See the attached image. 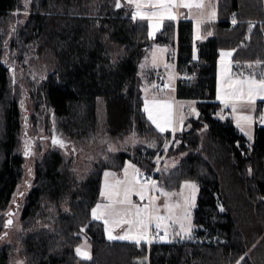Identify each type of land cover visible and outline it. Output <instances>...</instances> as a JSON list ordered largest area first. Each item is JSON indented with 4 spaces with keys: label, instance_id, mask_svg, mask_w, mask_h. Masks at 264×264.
Instances as JSON below:
<instances>
[{
    "label": "trees",
    "instance_id": "obj_1",
    "mask_svg": "<svg viewBox=\"0 0 264 264\" xmlns=\"http://www.w3.org/2000/svg\"><path fill=\"white\" fill-rule=\"evenodd\" d=\"M119 2L120 7L117 0H0V264H9L13 249L3 239L4 211L27 161L20 150L23 77L15 64L30 43L35 59L50 68L35 95L63 132L77 139L133 132L157 141L106 150L88 169L77 170L80 181L75 157L51 144L41 150L38 142L25 171L31 186L19 215L20 264H137L144 257L148 264H264V125L248 141L216 98L219 48L264 66V0H215L217 19L203 23L202 31L210 34L197 41L195 59L191 20L165 19L151 38L147 20L133 18V9ZM232 15L236 22L230 25ZM175 41V96L195 99L197 113L185 117L180 131L161 132L144 110L139 64L152 42ZM165 149L175 161L165 176L154 177L165 184L198 182L193 233L148 243L106 238L103 222L91 216L104 171H119L129 160L152 172ZM45 199L65 207L47 213ZM38 219L41 225L32 228ZM84 236L90 259L75 251Z\"/></svg>",
    "mask_w": 264,
    "mask_h": 264
},
{
    "label": "rangeland",
    "instance_id": "obj_2",
    "mask_svg": "<svg viewBox=\"0 0 264 264\" xmlns=\"http://www.w3.org/2000/svg\"><path fill=\"white\" fill-rule=\"evenodd\" d=\"M123 1L143 15V18L147 20V24H149L150 27H152L154 23L159 22L156 21L158 17L161 18L173 14H175V16L191 17L193 20L194 52L195 57H197L196 43L202 35L204 23L201 18H205V15L212 14L213 10L210 8V2L208 0H202L204 6L201 8L183 6V4L194 5L195 3L201 2V0ZM28 2L31 3V0H28ZM145 16H151L153 20H149ZM232 17L235 16L232 15ZM156 34L157 31L149 36L154 38ZM169 50H172L169 43L152 42L141 59L139 69H141V71L144 70L142 76V91L143 97L147 99L144 108L147 107L148 109L149 104L152 106L154 100L159 102V99L171 98L174 66L172 59L168 57ZM222 52L228 53L230 52V48H222L220 51L216 77V97L221 103L222 109L228 111V115L234 118L233 121H235L236 125L242 130V133L248 139H251L255 132V122L264 125V110H260L261 107H257L256 105L257 102L264 100L261 98L264 97V92L255 90L258 88L259 80L264 78V66L255 62L236 60L234 59L233 52H231V56H222ZM151 62L157 64L156 70L158 72H154V79L149 81L147 79L151 76V73L147 71V69H149L148 63ZM15 69L18 73L17 75L23 77V89L18 93V101L21 104L20 120L22 122L20 150L26 156L27 161L24 164V174L21 181L16 186L12 199L4 211L3 216L4 220L12 221L9 227H7L8 230L6 235L3 237L5 242L13 246L9 264H20L23 262L18 240V235L23 229L19 215L23 194L31 186L28 185V183L31 182L30 175L28 172L25 173V171H27L34 160V156L38 151V142H40L41 150L51 144L52 130L58 141V143H53V146L59 147L65 156H73L76 158V181L82 179L77 170L85 171L88 169L94 161L106 154V150L128 148L140 142L152 144L157 141L153 138L139 137L133 132L118 138L100 135L99 133L80 139L69 136L60 129L55 116L51 112L49 113L44 102L36 96L37 93L35 95L41 80L45 78L50 68L41 60L35 59L33 43L28 44V48L22 57L17 59ZM159 73L167 83L166 88H162L161 86H159L161 87L159 88L157 86L156 79L157 76H160ZM252 78L257 81V85L250 84ZM250 86L254 89L251 102L249 101L248 95ZM241 90L243 94H241ZM161 105L162 103H159L157 107H161ZM167 107L169 108V114L160 116L166 119L159 122H157L156 119L157 115L152 113L150 109L146 112L148 117L149 114H151L155 120V123L151 122L153 120L150 121L155 128H157V124H159L161 127H164L165 130H171L173 133V122H178L181 111L184 110L187 111V114H194L193 102L180 101L175 104L167 102ZM244 117H248V119L245 120ZM170 118L172 125L169 121ZM59 139L69 142H66L64 147H61ZM171 142L172 139H168V145ZM103 143H107L106 146H101ZM174 161L175 157L167 156L165 149L162 155L157 158L156 167L151 173H158L159 175L165 176L168 168ZM121 169V175L118 178L119 181L114 184L115 186L112 191L105 194L109 201H111V204H105V202L99 201L95 205L96 208L99 204L103 207L101 210L106 212L100 220L104 224V231L107 236L111 234L112 236L118 237L127 234L130 238L125 240L136 242V240L139 239V243H148L156 238L151 231L157 228V224H159V228L157 229L164 233V237H161V239H181L191 236L193 233L192 212L198 195V182L196 180L184 179L179 182H169L170 184L166 183L167 186L164 183L166 181L165 179L154 177L150 184L144 182L139 176H134V171L141 173L143 170L137 168L131 161L127 160ZM110 170L107 169L104 173L107 171L108 174L113 173V170ZM103 177L106 178L107 176L103 174ZM104 178H102V182ZM153 182H155V188L153 187ZM187 184H194L196 187L193 189L187 187ZM161 190L171 195H161ZM141 194L144 196L143 200L140 199ZM126 197L127 200H125ZM120 201H125V203H120L118 206L117 203ZM64 207L65 204L62 201L58 204L52 203L47 199L42 201V209L47 213H57L64 209ZM109 207H111V209H109ZM137 208L142 210L139 216L136 214ZM105 220L108 221L107 224H105ZM125 221H129L130 223H125ZM138 221H142V223ZM41 223L42 219H38L31 227L36 228L41 225ZM189 227L191 228L190 234L186 231ZM106 228L108 231H106ZM85 246L89 247L91 244L84 236L82 243H80L78 247L82 248ZM146 258L147 257L140 258L137 264L146 263Z\"/></svg>",
    "mask_w": 264,
    "mask_h": 264
},
{
    "label": "crops",
    "instance_id": "obj_3",
    "mask_svg": "<svg viewBox=\"0 0 264 264\" xmlns=\"http://www.w3.org/2000/svg\"><path fill=\"white\" fill-rule=\"evenodd\" d=\"M209 2H210V8H212L213 10H212V14H210V15H205V18H201V19H203V21L204 22H206V21H213V20H216L217 18V12H216V5H215V0H208ZM126 3V2H125ZM128 6H130L132 9H133V15L135 16V17H137V18H143L144 16L143 15H141L135 8H133L131 5H129L128 3H126ZM172 17H174L173 18V20L175 21V22H178L179 20H181V19H188V20H191L192 22H193V20H192V18L191 17H189V16H185V17H183V16H180V15H178V16H175V14H173V15H171ZM145 17H147L149 20H153V18H151V16H145ZM169 16H163V17H161V18H159L158 17V19H156V21H159L158 23H154L153 24V26L152 27H150V25L148 24V35H150V33H151V35H153L156 31L158 32L161 28H162V26H163V22H164V20L165 19H169L168 18ZM230 19V18H229ZM228 19V20H229ZM236 22V21H235ZM210 34V32L208 31V32H203L202 31V35H201V37L199 38V40H203L204 38H206L208 35ZM150 35V36H151ZM192 35H193V23H192ZM149 36V37H150ZM176 37H177V35H176ZM198 40V41H199ZM170 45H171V49L172 50H169V52H168V57L170 58V59H172V61H173V68H174V71H173V78H172V84H171V87H172V92H171V98H167V99H159L158 101L159 102H157V100H154L153 101V105L151 106L150 104L148 105V109H150V111H152V113H154L155 115H157V122H159V121H162V120H165L166 118L165 117H163V118H161L160 116H164V115H166V114H169V108L167 107V102L168 103H170V104H175L176 102H180V101H184V102H193L194 103V114H187V111H181V113H180V119L178 120V122L177 123H174L173 122V125H172V123H171V118H170V123H171V125H172V129H173V133L175 132V131H180L181 129H183L184 127H185V124H184V119H185V117L187 116V115H196V113H197V105H196V100L195 99H185V98H177L176 96H175V82H176V78H177V71H176V59H175V57H176V48H177V43H176V41L173 43V44H171V43H169ZM197 45V44H196ZM222 50V48H219V51H218V58H217V61H216V77H217V67H218V62H219V56H220V51ZM230 52H233V49H231L230 48ZM146 53V52H145ZM194 54H195V52H194V45L192 46V56H194ZM197 55H198V51H197ZM163 57H164V54H163ZM141 62V61H140ZM148 67H149V69H147V71H149L150 73H152L151 75H152V77H154V74L155 73H157L158 71L156 70V67H157V64H155V63H148ZM144 70H142L141 71V69H139V72H140V74H141V76H143V74H144V72H143ZM155 72V73H154ZM160 74V73H159ZM157 86L159 87L160 85H159V83L161 82V81H165V79L164 78H162V76H161V74H160V76H157ZM159 88H161V87H159ZM162 88H166V87H162ZM217 88V87H216ZM166 97V96H165ZM217 98V97H216ZM172 99V100H171ZM147 101V99L146 98H144V104H145V102ZM262 102H264V100H261L260 102H257L258 104H256L257 105V107L258 106H260L261 107V109L260 110H264V107H262L261 106V103ZM161 104L162 103V105H161V107H157V104ZM195 106H196V110H195ZM144 110H145V108H144ZM166 110H167V112H166ZM147 111H145V113H146ZM229 113H228V111H225V115H228ZM146 115H147V113H146ZM148 117V116H147ZM148 119H149V117H148ZM233 120H234V118H232ZM150 120V119H149ZM151 121V120H150ZM152 123H153V121H151ZM234 123H235V121H234ZM256 123L257 122H255V129H256ZM235 125H236V123H235ZM236 127L239 129V131L240 132H242V130H240V128L236 125ZM164 128V127H163ZM158 129V128H157ZM159 130V129H158ZM164 131H166V130H164ZM171 131V130H170ZM245 136V135H244ZM246 137V136H245ZM247 138V137H246ZM252 139H253V137L251 138V139H248L247 138V140L248 141H252ZM126 163V162H125ZM133 168V167H132ZM110 170V169H109ZM122 170V169H121ZM121 170H119V171H115V170H113V173H111V174H108L107 175V177L106 178H104L103 179V184L101 183V186H100V198H99V200L94 204V206L91 208V216L93 217V212H92V210L95 208V205L100 201V202H105V204H111V201H109V199L106 197V195L105 194H108L110 191H112L113 190V188H114V184L115 183H117L118 181H119V177H120V175H121ZM111 171V170H110ZM108 172V171H107ZM107 172H105V173H107ZM135 172L136 171H134V176H136L135 175ZM105 173H103V174H105ZM106 176V175H105ZM153 180V179H152ZM146 183H148V182H146ZM150 184H151V182H150ZM104 193V195H101V193ZM101 197H103V198H101ZM102 199V200H101ZM125 203V202H124ZM117 205L119 206L120 205V202H118L117 203ZM101 209H103V207H100L99 209H97V215H101V213H103V215H105V213L106 212H103ZM109 209H111V207H109ZM110 213V212H109ZM102 215V216H103ZM102 216H101V218L100 219H102ZM120 228H121V226H120ZM162 232V231H161ZM105 237L106 238H108V236L106 235V232H105ZM164 237V236H163ZM113 240H119V239H113ZM82 243V242H81ZM79 245V244H78ZM78 245L76 246V248H75V251H76V249L77 248H79L78 247ZM81 249V252L83 253V252H87L88 253V255L91 257V246H89V247H82V248H80ZM76 254H77V252H76ZM78 255V254H77ZM80 258H82V259H84L83 258V256L82 255H78ZM145 260H147L146 261V263H144V264H148V258H146ZM138 261H139V259H138Z\"/></svg>",
    "mask_w": 264,
    "mask_h": 264
},
{
    "label": "snow or ice",
    "instance_id": "obj_4",
    "mask_svg": "<svg viewBox=\"0 0 264 264\" xmlns=\"http://www.w3.org/2000/svg\"><path fill=\"white\" fill-rule=\"evenodd\" d=\"M116 6H117V7H120V2H119V0H117V4H116ZM183 6H184V7H193V6H195L196 8H201V7H203L204 5H203V2H202V0H201V2L195 3L194 5H193V4H183ZM133 18H135V16H134ZM168 18H169V19H173L174 17L169 16ZM233 22L235 23V21H233ZM150 35H151V33H150ZM221 55H222V56H224V55L231 56L232 53H231V52H228V53H223V52H222ZM193 58H194V59L196 58V57H195V54H194ZM257 63H259V61H257ZM249 66H250V65H249ZM250 84H251V85H257V81H256L254 78H252L251 81H250ZM255 90L260 91V92H264V78H261V79L259 80V82H258V88L255 89ZM253 91H254L253 87L250 86L249 89H248V95H249V101H250V102L252 101V94H253ZM241 94H243L242 90H241ZM261 98L264 99V97H261ZM145 111H148L147 107L145 108ZM149 119H150V120H153V123H155V120L153 119V117L151 116V114H149ZM244 119L247 120L248 117H244ZM157 128H158L161 132H163V131L165 130V129H164L163 127H161L159 124H157ZM53 143H54V144H55V143H58V141L55 140V139H53ZM61 146H63L62 142H61ZM26 155H27V153H26ZM105 175L107 176L108 173H105ZM186 186H187V187H190V188H193V189H195V187H196V185H194V184H187ZM153 187L155 188V182H153ZM21 195H22V193H21ZM101 195H104V193L102 192ZM161 195L169 196V195H171V194H170V193H167V192H163V191L161 190ZM140 199H141V200L144 199V196H143L142 194L140 195ZM154 199H155V198H154ZM125 200H127V197L125 198ZM124 202H125V201H120V203H124ZM100 207H101V206L98 204L97 207L94 208V209L92 210V212H93V218H94V219H100L101 216L103 215V213H101V215H97V209H99ZM141 211H142L141 209L137 208V211H136L137 216H139V214H140ZM117 214H119V213H117ZM10 215H11V214H10ZM160 219H162V218H160ZM138 222L142 223V221H138ZM11 223H12L11 220L7 221V223L5 224V227H8ZM107 223H108V221L105 220V224H107ZM125 223H130V222H129V221H125ZM157 228H159V224H157ZM106 231H108L107 228H106ZM186 231H187L188 234H190L191 228L189 227V229H187ZM129 238H130V237H129L127 234H125V235H121V236H118V237H117V236H112L111 234L108 235V239H110V240H113V239L125 240V239H129ZM136 242L139 243L140 240L137 239ZM76 252H77L78 255H82L84 259H90V256L88 255V253H87V252H83V253H82L80 248H77V249H76Z\"/></svg>",
    "mask_w": 264,
    "mask_h": 264
},
{
    "label": "built area",
    "instance_id": "obj_5",
    "mask_svg": "<svg viewBox=\"0 0 264 264\" xmlns=\"http://www.w3.org/2000/svg\"><path fill=\"white\" fill-rule=\"evenodd\" d=\"M233 21H236V17H231L230 19H229V24L230 25H232L234 22ZM159 85L161 86V87H167V83L165 82V81H161L160 83H159ZM257 104V103H256ZM261 106L262 107H264V102H262L261 103ZM259 126V124L258 123H256V127H258ZM135 175L136 176H139L144 182H148V183H150L151 181H152V179H153V173H151V172H148V171H143V172H141V173H138V172H135ZM152 234L156 237V238H160V237H162L164 234L161 232V231H159L157 228H155V229H153L152 231Z\"/></svg>",
    "mask_w": 264,
    "mask_h": 264
},
{
    "label": "water",
    "instance_id": "obj_6",
    "mask_svg": "<svg viewBox=\"0 0 264 264\" xmlns=\"http://www.w3.org/2000/svg\"><path fill=\"white\" fill-rule=\"evenodd\" d=\"M55 136V134H54V132H53V130H52V138H51V140H50V142H51V145H53V139H55L56 140V136ZM60 140V139H59Z\"/></svg>",
    "mask_w": 264,
    "mask_h": 264
},
{
    "label": "flooded vegetation",
    "instance_id": "obj_7",
    "mask_svg": "<svg viewBox=\"0 0 264 264\" xmlns=\"http://www.w3.org/2000/svg\"><path fill=\"white\" fill-rule=\"evenodd\" d=\"M61 142H62V144H63V146H61V147H64V144H66V142L68 143L69 141H67V140H63V139H60V140H59L60 145H61Z\"/></svg>",
    "mask_w": 264,
    "mask_h": 264
}]
</instances>
